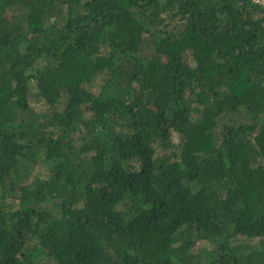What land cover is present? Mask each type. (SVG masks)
<instances>
[{
	"label": "trees",
	"instance_id": "trees-1",
	"mask_svg": "<svg viewBox=\"0 0 264 264\" xmlns=\"http://www.w3.org/2000/svg\"><path fill=\"white\" fill-rule=\"evenodd\" d=\"M0 264H264V9L0 0Z\"/></svg>",
	"mask_w": 264,
	"mask_h": 264
},
{
	"label": "built area",
	"instance_id": "built-area-1",
	"mask_svg": "<svg viewBox=\"0 0 264 264\" xmlns=\"http://www.w3.org/2000/svg\"><path fill=\"white\" fill-rule=\"evenodd\" d=\"M253 4L264 9V0H252Z\"/></svg>",
	"mask_w": 264,
	"mask_h": 264
}]
</instances>
